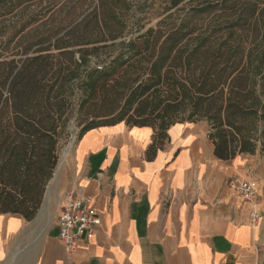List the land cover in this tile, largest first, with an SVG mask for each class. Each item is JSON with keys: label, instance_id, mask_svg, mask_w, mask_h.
<instances>
[{"label": "trees", "instance_id": "trees-1", "mask_svg": "<svg viewBox=\"0 0 264 264\" xmlns=\"http://www.w3.org/2000/svg\"><path fill=\"white\" fill-rule=\"evenodd\" d=\"M95 1L83 16L22 36L21 48L0 55V213L34 217L72 108L101 118L88 120L79 137L124 122L152 128L160 142L171 125L204 120L216 157L264 155V1L189 0L171 27L143 32L148 0L133 10L130 0ZM215 11L214 21L196 27ZM245 25H254L248 46L238 31Z\"/></svg>", "mask_w": 264, "mask_h": 264}, {"label": "crops", "instance_id": "crops-1", "mask_svg": "<svg viewBox=\"0 0 264 264\" xmlns=\"http://www.w3.org/2000/svg\"><path fill=\"white\" fill-rule=\"evenodd\" d=\"M153 135L119 122L78 137L68 194L91 199L93 236L67 251L58 218L0 213V264H264V155L216 157L202 122ZM231 176L258 181L257 220Z\"/></svg>", "mask_w": 264, "mask_h": 264}, {"label": "rangeland", "instance_id": "rangeland-1", "mask_svg": "<svg viewBox=\"0 0 264 264\" xmlns=\"http://www.w3.org/2000/svg\"><path fill=\"white\" fill-rule=\"evenodd\" d=\"M131 10L135 5L140 2V0H130ZM151 4L150 7L145 8V11L140 14L143 17L141 21L140 32L145 31L147 28H161L165 29L171 27L174 23L178 22L179 16L182 15V11L186 10L187 3L189 0H182L176 7L171 9H166L170 5V0H148ZM258 2L264 0H255ZM15 0H0V55L1 58L7 59L12 52L21 48L19 42H21V37L26 36L29 40L35 37L38 33H47L52 29V27L60 23V25L65 24L66 21L71 19L79 18L80 14L83 16L87 10H90L93 4L96 3L95 0H33L26 1L15 7ZM264 5L259 3V7ZM237 6L230 9L231 12L237 11ZM38 20L35 22L28 23L29 17L32 13H38ZM133 14V11H129L126 15L129 18ZM219 14V11L210 12L208 14H203L200 18L196 20V27L198 29L202 28V24L207 23L210 20H215L213 18ZM236 16V15H234ZM217 20V18H216ZM26 26L22 29V27ZM244 30L243 38L247 39L246 45L248 46V41L252 40V35L254 31V25L252 27L239 28V30ZM257 39H261V35L257 36ZM25 41V40H22ZM90 65L94 64L93 60L90 61ZM94 113H86L82 111L79 115L77 113V108H72L68 114L66 120V126L62 129L59 137L58 144V157L56 165L53 169L51 178L48 180V194L47 203L42 208L46 218V223L50 221L54 223L60 213L61 204L64 205L68 192V183H70L73 176V155L72 148L79 137L82 127L90 119H95ZM96 119H101L96 117ZM196 122H202L209 127L204 120H199ZM71 125V129H69ZM257 154L262 157L263 155L257 151ZM44 189V193H45ZM44 193L42 196L41 203L44 198ZM40 203V206H41ZM39 206V208H40ZM63 207V206H62ZM38 208V210H39ZM37 210V211H38ZM12 214V213H10ZM50 222L48 224H50Z\"/></svg>", "mask_w": 264, "mask_h": 264}, {"label": "built area", "instance_id": "built-area-1", "mask_svg": "<svg viewBox=\"0 0 264 264\" xmlns=\"http://www.w3.org/2000/svg\"><path fill=\"white\" fill-rule=\"evenodd\" d=\"M227 188L237 194L241 200L252 207L250 218L255 221L259 212L255 209L259 183L253 178L231 176L227 180ZM100 220L92 201L85 196L76 195L71 191L60 210L58 224V238L65 250L78 246L80 241L90 239Z\"/></svg>", "mask_w": 264, "mask_h": 264}, {"label": "water", "instance_id": "water-1", "mask_svg": "<svg viewBox=\"0 0 264 264\" xmlns=\"http://www.w3.org/2000/svg\"><path fill=\"white\" fill-rule=\"evenodd\" d=\"M72 127H71V125H69V129H71ZM50 185H47V187H46V189H45V193H44V198H43V201H42V203H41V206H40V208H39V210H38V212L39 211H41V209L45 206V204L47 203V194H48V187H49ZM37 212V213H38Z\"/></svg>", "mask_w": 264, "mask_h": 264}]
</instances>
